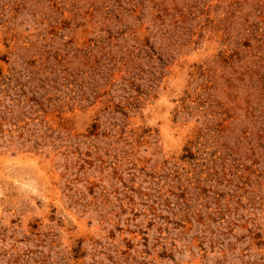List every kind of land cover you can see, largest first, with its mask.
<instances>
[{
  "label": "rangeland",
  "instance_id": "obj_1",
  "mask_svg": "<svg viewBox=\"0 0 264 264\" xmlns=\"http://www.w3.org/2000/svg\"><path fill=\"white\" fill-rule=\"evenodd\" d=\"M0 264H264V0H0Z\"/></svg>",
  "mask_w": 264,
  "mask_h": 264
}]
</instances>
